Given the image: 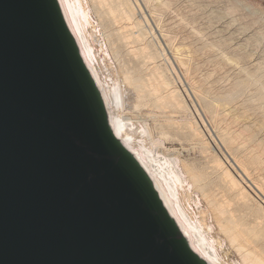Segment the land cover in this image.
<instances>
[{"label":"water","instance_id":"water-1","mask_svg":"<svg viewBox=\"0 0 264 264\" xmlns=\"http://www.w3.org/2000/svg\"><path fill=\"white\" fill-rule=\"evenodd\" d=\"M0 264H209L114 133L59 0H0Z\"/></svg>","mask_w":264,"mask_h":264},{"label":"rangeland","instance_id":"rangeland-1","mask_svg":"<svg viewBox=\"0 0 264 264\" xmlns=\"http://www.w3.org/2000/svg\"><path fill=\"white\" fill-rule=\"evenodd\" d=\"M88 1L91 7L92 19L93 21L95 20L94 23L101 31L105 28L108 37L106 42L107 53H109L108 60L102 58L97 41L95 42L94 40L93 42L95 49L98 51L97 56L100 58L101 66L108 68L109 70H107L111 73V69L115 71L117 69L121 77H123L122 74L125 75L124 73L137 75L142 82L147 83V89L158 84L157 81L159 79H157L158 75L156 72L162 69L165 77L170 83L172 82L171 85L176 89L178 97L176 96L175 100H178L177 98L182 95L180 100L184 108L180 107L173 98L169 100L162 98L159 101L158 98L156 99L153 96L157 94L156 97H159L165 92V89L160 87L161 89L156 93L154 91L150 95L146 93V100L141 102V105H138V110L136 109L137 111H135L133 106L135 104V90L130 91L132 90L131 85H128L129 83L127 85L124 84V88L130 86V89H127L128 87L125 88L128 90H125L124 106L127 110L126 112L143 118V121L156 134L157 143L160 145L164 144L163 146L199 174L200 180L198 179L199 181H197L199 186L195 188L192 195L197 198L199 205L207 213V220L212 227L210 235H214L221 240L222 246H218L221 258L233 262L237 261L238 264H245L240 253L230 244L226 234L221 232L218 227L217 221H215L217 219L215 215L213 216L214 213L211 212H214V210L209 208L213 200L215 201H213L214 205L223 203L225 211L229 212L228 216H232L234 222L246 237L264 255V180L262 181V178H264V163L263 167L261 166V161H264V119L262 118L264 117V98L262 97L264 96V0H126L128 4L130 2L138 19L141 20L140 24L138 23L139 25L134 26L135 28L137 27L136 29L133 28V24L122 18L123 16L120 18L122 13L121 9L117 8V1L111 0L116 2L112 6L108 0L110 2L108 4L113 7V10H117L116 14L114 11L109 10V5L105 6L106 2H104L105 8H103V5H98L96 0ZM158 11L159 13H157ZM142 12L145 13L142 14ZM152 12L154 13L152 14ZM181 15L183 16L182 18H180ZM129 24L131 25L130 28ZM173 24L175 26H172ZM137 30L139 33L136 32ZM180 30L182 32H179ZM144 36L146 37L144 38ZM171 36L173 37L172 40H170ZM138 37L140 38L137 39ZM167 39H169V42ZM142 44L145 46L149 45L145 48L146 52L143 51ZM175 45L188 48L186 49L190 51L188 54L195 56L192 57L194 58V62L191 61L192 65L191 62L187 65L189 68L191 67L190 70L193 69L194 71L191 70V72L186 66V72H189V74L187 72L188 75L184 72L185 65L182 66L180 62L172 58L170 46ZM195 49L196 52L194 51ZM148 52L150 53L148 54ZM143 53L146 58H144ZM153 61H155L156 65ZM96 66L99 67L97 62ZM156 66L161 68L158 69ZM153 67L156 68L154 76H157V78H153L156 80L151 78L154 77L151 74L154 73L153 69L155 70ZM103 69L105 70V68ZM197 69H199L198 72L196 71ZM195 72L196 82L194 81V83H201L199 85L195 84L194 89H197V93L192 85H190L191 88L188 87L194 80L192 74ZM189 75H192V77ZM187 77L192 78L189 79L191 82L186 79ZM150 78L152 79L151 81ZM232 82L233 84L231 85ZM201 86L207 88L208 92L206 90L203 92L204 88L202 89ZM165 88L167 89L166 94L169 89H172L169 87ZM199 89L203 90L204 94ZM160 91L162 92L160 93ZM168 94L166 97H170ZM262 98L263 101L261 100ZM164 100L169 102L171 100V103H174L173 105L171 104L172 108L168 106V103H161ZM257 109L258 111H256ZM183 110L185 111L184 113H182ZM233 119L240 121V123L229 122V120ZM217 120L221 121H218L219 125L216 123ZM171 121H174L175 125ZM229 123L232 124V126L227 127L231 128L229 132H236L234 134L247 132L243 139L245 141L241 137L239 141L237 139L235 140L236 142L233 140V143H235L231 146L230 143L232 141L224 135L226 133L225 130H227L226 126ZM241 140L247 145H243ZM251 149L254 151L260 150V152H256L261 157L257 156V153L251 157L249 154ZM244 151H247L246 155L249 154L248 157ZM234 157L236 160L239 159L242 164L245 162L243 165L247 173H250L247 176L248 180L243 172L233 164ZM222 161L225 163H223L224 166ZM179 163L182 165V162L179 161ZM223 167H228V170L232 172L231 174L236 176V179L238 178L237 180L240 181V184L236 186L237 188L232 186L230 180L224 174ZM184 175L186 184H188V176ZM240 185L243 188H240ZM191 187L190 190H194ZM256 187L262 189L257 190ZM198 189H202L200 190L201 192ZM240 189L243 192L240 193ZM197 190L198 192H196ZM243 193L244 195L242 196ZM205 196L207 198L209 196L210 200H206V202ZM210 201L211 203L208 204ZM189 204V209L196 212V204L193 201ZM228 216H224V218L222 216V220H225Z\"/></svg>","mask_w":264,"mask_h":264},{"label":"bare ground","instance_id":"bare-ground-1","mask_svg":"<svg viewBox=\"0 0 264 264\" xmlns=\"http://www.w3.org/2000/svg\"><path fill=\"white\" fill-rule=\"evenodd\" d=\"M91 1H94V0H91ZM109 1L111 2L112 6H113V4L116 3L114 1H117L118 2V4H116V5H118L117 8L119 10L121 9V13H122V14L120 13L121 14L120 15V18H121V16H123L122 18H125L127 21H129L131 24H133L132 25L133 28L136 29L137 27L135 28L134 26L135 25H139L140 24L139 22L141 20L138 19L137 15L135 14V11H134L133 7L130 5V2L128 4L126 0H114L113 2L111 0H109ZM109 1L108 0L107 1H105V0H96V2L98 3V5L99 4L100 5H103L102 6L103 8H105L104 7V2H106L107 4H105V6L106 5H109V10L112 11V12L114 11V13L116 14L117 13L116 12L117 10L116 11H115V9L113 10V7L110 6V4H108ZM59 2L61 4V7H62L64 16H65V19H66V21H67V23H68V25H69L72 33L74 34V36H75V38H76L79 46H80L82 56H83L85 62L87 63V65H88L89 69L91 70V72H92V74H93V76H94L97 84L99 85V87H100V89L102 91V94H103V97H104V100H105V103H106V106H107V109H108V112H109L110 123H111V126H112V129H113L114 133L116 134V136H118L123 141V143L126 145V147L129 148L136 155V157L139 159V161L141 162V164L148 171V173L150 174V176L153 179V182H154V184H155V186H156V188H157V190H158V192H159V194H160V196H161L164 204L166 205V207L169 210V212L171 213V215L176 219V221L179 224L181 230L183 231V233L188 238V240H189L190 245L192 246V248L199 255H201L205 260H207L209 262V264H238L237 261L236 262H233V261L223 260L221 258L220 254H219V251H218V246H220V247L222 246L221 240L219 238L215 237L214 235H210L211 234L212 227H211V225L209 224V222L207 220V218H208L207 217V213L205 212V210L203 208H201V206L199 205V202H198L197 198H195L192 195V193H194V191H195V188H197L199 186L197 184V181L200 180L199 179V174L195 170H193L192 168L188 167L182 160H180L178 158L177 155H175L168 148H166L165 146H163L164 144L163 145L158 144L157 143V140H156V137H155L156 134H154L153 133L154 131L152 130V128L150 126H148L143 121L144 120L143 118H141L139 116L138 117L137 116H134L135 114H129V112L128 113L126 112L127 110H126V108L124 106V101H125V97H126L125 96L126 95L125 94V90L128 91L127 89H130V86H126L128 88L125 89L126 87L124 88V84L127 85L129 83L128 85H131V89H132L130 91H134L135 90L134 93L136 94V96L134 98L135 104L133 106H134L135 111H137L138 108H139V106L141 105V102H143L144 100H146L145 98H146V95L147 94L150 95L153 91L156 93L161 88H164L165 89V92L167 91V89L165 87L172 88V89H169L170 94H168L169 92L167 93L170 97H166L167 94L164 91L163 92L166 95L163 93L162 95H164V96H162V95L159 96L160 99H159V97H156L157 94L154 95L153 97H155L156 99L158 98L159 101L162 98L163 99H168V100L170 98H173L175 100V97L176 96L178 97V94L176 92V89L173 88L174 86L171 85L172 82L170 83V81L165 77L164 73L162 72V69L161 70H158V72H156V74L158 75V78H157V76H154L155 71H156V68L155 67H153V68H155V70L152 68L153 71H154V73H151V74L154 77H151V78L152 79L153 78H157V79H159L158 81H160V82L157 81L158 84L157 85H153L152 87H149V89H147V87H148L147 86V83L142 82L141 78L139 76H137V75H129L127 73H124L125 75H123L122 72H121V74L123 76V77H121L119 75V73H118V70L115 67L114 68L116 69V71L114 69H111L112 70V73L109 72L108 71L109 70L108 68L104 67L103 65L101 66L100 58H99V56H97L98 51L95 49V46L93 44L94 40H95V42L97 41L98 47H99V50H100L99 52L103 56L102 58H104V60H108L109 53H107L108 48H107V45H106V42L108 40V37H107L106 31H105V28L101 31V30H99L97 28V25L94 23L95 20L93 21V19H92L91 7L89 6V1L88 0H59ZM145 6H146V4H145ZM157 9L159 10V8H157ZM140 10H141V7H140ZM182 12H183V10H182ZM143 13H145V12H142V14ZM153 13L154 12H152V14ZM157 13H159V11ZM183 14H184V12H183ZM111 15H112V13H111ZM152 17L154 18L153 15H152ZM182 17L183 16L181 15L180 18H182ZM157 19H159V18L157 17ZM96 22H98V21L96 20ZM183 23L185 24L184 21H183ZM157 26H159V25H157ZM172 26H175V25L173 24ZM130 27H131V25L129 26V28ZM182 27L185 28L186 26H182ZM136 32H138V30ZM179 32H182V31L180 30ZM137 34H136V36H137ZM143 34H145V33L143 32ZM143 34H141V36H143ZM140 37H138L137 39H139ZM145 37L146 36H144V38ZM148 37H149V35H148ZM172 38L173 37L171 36L170 40H172ZM123 39L126 40L125 38H123ZM143 40H141V41H143ZM167 40L169 42V39H167ZM143 44H144V42H143ZM143 44L141 45V47L143 46L142 49H143V51L146 52V49L145 48H147L146 46H149V45L147 44L145 46ZM145 44H146V42H145ZM138 46H139V44H138ZM175 46H170L172 58L174 60L180 62L182 66L185 65L184 72H186L187 69L190 70L191 67L189 68L187 65H188V63H190L191 61L194 60V58H192V57H195V56H190L188 54V52H190V51H187L186 50L188 48L181 47V46H176L175 47ZM136 50H138V49H136ZM194 51L196 52V49ZM149 53L150 52H148V54ZM210 54H212V53H210ZM144 56H145V54H144ZM198 56H200V55H198ZM202 56H205V55H202ZM144 58H146V56ZM150 59H152V58H150ZM165 59H168V58H165ZM153 60H154V57H153ZM96 62L99 64V67L96 66ZM153 62L155 64V61H153ZM158 62H160V61H158ZM191 65H192V62H191ZM157 66H159V65L157 64ZM186 66H187V69H186ZM193 66H194V63H193ZM103 68H105V70ZM157 68L160 69L161 67L160 68L157 67ZM220 68H222V66H220ZM199 69H197L196 71L198 72ZM191 70H193V69H191ZM187 72L185 73L186 75L189 74V72H188V74H187ZM195 74H196V72L193 73L192 75L194 76ZM192 75H189V76L192 77ZM191 77H189V78L187 77L186 79L191 82V80H189V79H192ZM151 78H150V81L152 80ZM193 79H194L193 82H191V84H189L188 87H190V85H192V87L194 89L195 88V84L196 85H199L201 83H199V84L198 83H194V81L196 79L195 76L193 77ZM153 80H156V79H153ZM203 81H204V79H203ZM232 84H233V82L231 83V85ZM205 87H207V86L205 85ZM205 87L204 86H201L202 89L204 88L203 89L204 91L199 89L200 92H202V91L205 92V90L208 92L207 88H205ZM229 87H230V85H229ZM175 88H177V87H175ZM196 88H197V86H196ZM220 88H221V86H220ZM195 91L197 93V89ZM231 91H233V90H231ZM161 92L162 91H160V93ZM203 92H202V94H204ZM134 93H133V95H134ZM164 97H166V98H164ZM180 97L177 98L178 100H175V101H176V103L178 105H180V107L184 108V105L181 104L182 101L180 100ZM262 97L264 98V96H262ZM249 98L251 99V97H249ZM263 98L261 99L262 101H263ZM174 100H172V101H174ZM246 100H248V99H246ZM165 101H167V100H164L161 103H163V104L164 103H168V106H170V107H171V104L172 105L174 104V103H171V100H170V102L169 101L165 102ZM169 103H170V105H169ZM258 103H259V101H258ZM175 106H173V107H175ZM242 106H243V104H242ZM180 107H179V109H181ZM249 109H251V108H249ZM225 111H226V109H225ZM256 111H258V109ZM184 112L185 111L183 110L182 113H184ZM184 116H186V114H184ZM224 116H225V114H224ZM215 118H217V117H215ZM262 118L264 119V117H262ZM246 119H248V117H246ZM252 120H253V118H252ZM259 120H261V119H259ZM218 121H220V120H217L216 123L219 125L220 123ZM233 121H235V119H233L231 121L229 120V122H233ZM173 122L174 121H171V123L175 125V123H173ZM235 122H239L240 123V121H235ZM229 124L226 126V128L232 126L231 123H229ZM257 124L259 125L258 122H257ZM189 127H190V125H189ZM221 128H222V126H221ZM229 129H231V128H227V130H225L226 133L224 135L230 141H232L230 143L231 146L234 145V143L236 142L235 141L236 139L239 141V139L241 137H243L242 138V140H243L244 137H245V135L247 134V132L246 133H242L241 132V134H234L236 132H233V131L229 132ZM192 130H196V129H192ZM222 130H223V128H222ZM248 139H249V137H248ZM229 140H228V142H229ZM233 140L235 141L234 143H233ZM243 141H245V140H243ZM245 144L246 143L243 142V145H245ZM240 145H241V143H240ZM256 151H254L252 149H251V151H249V154L251 155V157L254 156L255 153L260 152V150L257 151V152ZM246 152H245V155H246ZM248 155H246V156L248 157ZM257 156H260L259 153H257ZM257 160H258V158H257ZM179 161L182 162V165H180ZM218 161L219 160L217 159V162ZM233 162H234L233 164L235 166H237L243 172V174L246 177L248 175H250V173L249 174L247 173V170L245 169V167L243 165V164H245V162L242 164L240 162V160L239 159L236 160L235 157L233 159ZM261 162H262V165L261 166L263 167L264 161L262 160ZM223 163L224 162L222 161V164ZM258 163H259V161H258ZM224 164H223V166H224ZM223 169H224V174L228 177V179L230 180V183L232 184V186L234 188H237L236 186L238 184H240V181L237 180L238 178L236 179L235 178L236 176H233V174H231L232 172H230L228 170V167H223ZM184 174H186L188 176V182H189V183L187 182L188 184H186V179L184 177L185 176ZM242 179H243V177H242ZM247 180H248V177H247ZM263 180H264V178H262V181ZM254 184H257V183H254ZM242 185H240L241 186L240 188H243ZM190 186H192L194 188V190H190ZM259 189H262V188L258 187L257 190H259ZM198 190L196 192H198ZM200 190H202V189H200ZM244 190H246V189H244ZM260 191L262 192V190H260ZM241 192H243L242 189H240V193ZM244 193H245V191H244ZM244 193L242 194V196L244 195ZM203 195H205V193H203ZM205 198H206L205 201L206 200H210L209 199L210 198L209 196H208V198H207V196H205ZM191 201H193V203L196 204V206H197V208H196L197 211L196 212L194 210L192 211L188 207V204ZM213 201H212L211 207H209L210 205L208 207L211 210L213 209L214 212L211 211L210 209L209 210L212 213H214L213 216L215 215V217L217 219L215 221H217L218 227L220 228L221 232H223V233L226 234L227 240L230 242V244L232 246H234V248H236V251H238L240 253L241 258H242V261L245 264H264V255H262V253L259 252L256 249V247L252 244V242L250 241V239L246 237V235L243 233V231L234 222L232 216H228V213L229 212L225 211L226 209H224L223 203H219V204H215L214 205L213 203L215 201L214 202ZM217 202H220V201H217ZM210 203H211V201L208 202V204H210ZM225 207H226V205H225ZM220 216H221V218H219ZM222 216H223V218H224V216H228V217L225 220L224 219L222 220Z\"/></svg>","mask_w":264,"mask_h":264}]
</instances>
